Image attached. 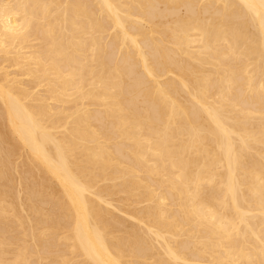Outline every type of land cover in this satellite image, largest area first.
Listing matches in <instances>:
<instances>
[{
    "label": "bare ground",
    "instance_id": "1",
    "mask_svg": "<svg viewBox=\"0 0 264 264\" xmlns=\"http://www.w3.org/2000/svg\"><path fill=\"white\" fill-rule=\"evenodd\" d=\"M0 264H264V0H0Z\"/></svg>",
    "mask_w": 264,
    "mask_h": 264
}]
</instances>
